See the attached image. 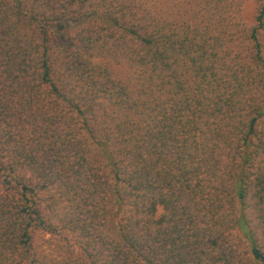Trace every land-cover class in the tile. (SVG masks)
Listing matches in <instances>:
<instances>
[{"label":"trees","instance_id":"1","mask_svg":"<svg viewBox=\"0 0 264 264\" xmlns=\"http://www.w3.org/2000/svg\"><path fill=\"white\" fill-rule=\"evenodd\" d=\"M0 264H264V0H0Z\"/></svg>","mask_w":264,"mask_h":264},{"label":"rangeland","instance_id":"2","mask_svg":"<svg viewBox=\"0 0 264 264\" xmlns=\"http://www.w3.org/2000/svg\"><path fill=\"white\" fill-rule=\"evenodd\" d=\"M254 4L253 3H248L246 7V14L249 18L253 17L254 15Z\"/></svg>","mask_w":264,"mask_h":264}]
</instances>
